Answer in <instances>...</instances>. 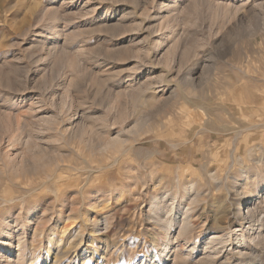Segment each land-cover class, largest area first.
Segmentation results:
<instances>
[{"label": "rangeland", "instance_id": "1", "mask_svg": "<svg viewBox=\"0 0 264 264\" xmlns=\"http://www.w3.org/2000/svg\"><path fill=\"white\" fill-rule=\"evenodd\" d=\"M0 264H264V0H0Z\"/></svg>", "mask_w": 264, "mask_h": 264}, {"label": "bare ground", "instance_id": "2", "mask_svg": "<svg viewBox=\"0 0 264 264\" xmlns=\"http://www.w3.org/2000/svg\"><path fill=\"white\" fill-rule=\"evenodd\" d=\"M239 69V68H238ZM109 144H112V142H109L108 141V144L105 145V146H108ZM106 148V147H105ZM92 149V148H91ZM100 149V148H99ZM96 150V149H95ZM105 155V154H104ZM118 156V155H117ZM96 158V157H95ZM118 158V157H117ZM216 158V157H215ZM97 162L99 163V166L100 165H103V166H110V163H108L106 161V159H103V158H97ZM116 160V159H115ZM120 160V159H119ZM117 161V160H116ZM116 161H113V162H116ZM100 168V167H99ZM20 172V171H19ZM210 173V172H208ZM216 173V172H215ZM208 175V174H207ZM215 176V175H214ZM228 177V176H227ZM212 179H215L211 176ZM216 181V179H215ZM190 183V182H189ZM188 183V184H189ZM221 183H218L217 187L220 189ZM236 186V185H235ZM185 187V186H184ZM194 186L193 185H190V186H187L186 185V188H184L187 193L189 195H191V193L194 191ZM197 190V189H196ZM216 190V189H215ZM236 191V190H235ZM234 191V188L233 190L229 191V194H227V196L222 199V202H220V209L219 211L213 213L212 215V222H213V225L214 226H217L218 229H221L223 228L224 226H232L233 227V232L234 234H237L239 231L242 230V228H239L238 225H235L233 223L230 224L229 222V218H231V216H243L245 213H250L251 209L249 207L250 205V202L248 201H245L244 203L242 202L241 204H239V199L238 197L236 196L237 193ZM211 193V192H210ZM214 195V194H213ZM201 195H197V193L191 195L189 197V202H190V206L186 207L184 211V216L181 214V216H183V218L181 219V222H180V226H190V223L188 222V214H189V211L192 210L193 206H197L198 205V201L199 200V197ZM210 196V195H209ZM216 196V195H215ZM209 199V198H208ZM167 200V199H166ZM177 201V193H176V196L174 197L173 195V201L171 203H169L168 207H165V206H162V203L160 201H157L154 205H155V208L157 209V216H158V219H159V223L162 225V226H165L166 228L167 227H171L173 226L174 224H176V222L178 221L176 218H174L173 216L178 214L179 212H182V210L177 206V204L173 203V202H176ZM168 203V202H167ZM206 203V202H205ZM207 204V203H206ZM205 204V205H206ZM209 205V204H207ZM212 205V204H211ZM218 206V205H217ZM206 207V206H205ZM204 207V208H205ZM208 207V206H207ZM198 210V209H196ZM206 211V210H205ZM193 213H194V210H193ZM201 214V213H200ZM193 215V214H192ZM179 216V215H178ZM201 218V216H200ZM190 221V220H189ZM253 224H249V226H252ZM240 226V225H239ZM244 226V225H243ZM189 228V227H188ZM229 229V228H228ZM180 230H182V228H180ZM220 231V230H219ZM186 232V231H185ZM182 233V232H181ZM227 233V232H226ZM231 235V234H230ZM229 237L228 234H220V232H215L214 234L211 235L210 237V240L211 243H220L224 240H226L227 238ZM228 241V240H227ZM216 243V244H217ZM211 244V245H212ZM223 247V246H222ZM64 252V251H62ZM63 256V255H62ZM57 259V258H56ZM56 262V261H55Z\"/></svg>", "mask_w": 264, "mask_h": 264}]
</instances>
